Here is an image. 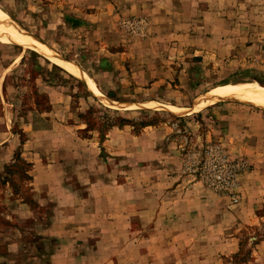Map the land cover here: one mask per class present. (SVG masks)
I'll list each match as a JSON object with an SVG mask.
<instances>
[{"label": "rangeland", "instance_id": "obj_1", "mask_svg": "<svg viewBox=\"0 0 264 264\" xmlns=\"http://www.w3.org/2000/svg\"><path fill=\"white\" fill-rule=\"evenodd\" d=\"M105 1L0 0L45 49L0 35V264H264V108L196 109L264 85V0Z\"/></svg>", "mask_w": 264, "mask_h": 264}, {"label": "bare ground", "instance_id": "obj_2", "mask_svg": "<svg viewBox=\"0 0 264 264\" xmlns=\"http://www.w3.org/2000/svg\"><path fill=\"white\" fill-rule=\"evenodd\" d=\"M0 35L8 38L10 41H14L13 43L20 42L27 47L37 48L39 46L38 43L35 41L36 39L34 40L30 35H28L26 31H24L21 27H19V25L15 23V21L11 18V16L1 7H0ZM41 50L45 52V49L42 48L36 49V51H41ZM50 60L66 68L68 71L73 72V69L69 67L67 64H65V62H62L54 57H50ZM85 80L89 83L93 92L97 96H102L100 90H98V88L92 83L90 79H88L85 76ZM230 98H240L241 100H247L257 105L258 107L264 108V85H260L251 79H243L237 87L220 89L217 92H213L205 95L201 100H198L196 102V109L205 107L206 105L214 101L217 102L219 100L230 99ZM257 100H260V102H257ZM172 111H174V113L179 115L184 114V112L187 114L191 112L190 109L180 110L178 108H173Z\"/></svg>", "mask_w": 264, "mask_h": 264}, {"label": "built area", "instance_id": "obj_3", "mask_svg": "<svg viewBox=\"0 0 264 264\" xmlns=\"http://www.w3.org/2000/svg\"><path fill=\"white\" fill-rule=\"evenodd\" d=\"M214 167L212 177L218 187H226L232 184L234 178L235 164L228 162L225 155H216V159L212 160ZM216 166H223L224 169L216 170Z\"/></svg>", "mask_w": 264, "mask_h": 264}, {"label": "crops", "instance_id": "obj_4", "mask_svg": "<svg viewBox=\"0 0 264 264\" xmlns=\"http://www.w3.org/2000/svg\"><path fill=\"white\" fill-rule=\"evenodd\" d=\"M142 1H144V0H142ZM142 1H140V0H138V5H141L140 7H143V5L141 4L142 3ZM104 4V7L105 8H108V10H109V8L111 9V8H115V7H123L124 6V9L127 11V12H130L131 11V9H132V6H133V4H128V3H125V2H121V1H118V0H106L105 2H103ZM119 4H121V6L119 5ZM63 5V4H62ZM189 4H187V6H188ZM102 11V9L100 10V11H98V12H101ZM116 255L117 254H114L113 255V257H110V258H106L105 259V261L103 262L104 264H125L126 262H125V258L123 257V256H117L116 257ZM214 257V256H213ZM129 262L131 261V260H128Z\"/></svg>", "mask_w": 264, "mask_h": 264}, {"label": "water", "instance_id": "obj_5", "mask_svg": "<svg viewBox=\"0 0 264 264\" xmlns=\"http://www.w3.org/2000/svg\"><path fill=\"white\" fill-rule=\"evenodd\" d=\"M84 81V80H83ZM84 84L86 85V86H88L87 84H86V82L84 81Z\"/></svg>", "mask_w": 264, "mask_h": 264}]
</instances>
